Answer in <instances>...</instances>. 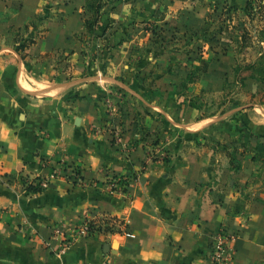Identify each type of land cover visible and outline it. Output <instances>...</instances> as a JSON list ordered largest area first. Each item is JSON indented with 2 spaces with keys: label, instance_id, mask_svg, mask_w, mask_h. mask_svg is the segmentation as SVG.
<instances>
[{
  "label": "crops",
  "instance_id": "crops-1",
  "mask_svg": "<svg viewBox=\"0 0 264 264\" xmlns=\"http://www.w3.org/2000/svg\"><path fill=\"white\" fill-rule=\"evenodd\" d=\"M104 1L96 36L86 0H0V264H205L221 224L230 264H264V105L205 111L235 62L200 40L212 0ZM16 37L34 39L23 57ZM107 217L134 236L56 253L53 226Z\"/></svg>",
  "mask_w": 264,
  "mask_h": 264
},
{
  "label": "rangeland",
  "instance_id": "rangeland-1",
  "mask_svg": "<svg viewBox=\"0 0 264 264\" xmlns=\"http://www.w3.org/2000/svg\"><path fill=\"white\" fill-rule=\"evenodd\" d=\"M211 2L214 6V13H211L214 18L209 21L210 24H213L209 25L212 30H210L209 36L200 39L201 42L210 38L231 43V50L235 59L234 65L236 61L248 62L253 60L262 45L259 39V30L264 25V0H212ZM104 26L105 24L102 27ZM227 49L224 48V50ZM252 82L254 84L250 87L255 92H243L240 86L234 84L233 73V81L228 82L226 80L224 82L223 90L221 93L212 95L211 104L205 108V111H215L240 95L243 103L262 101L264 98V83Z\"/></svg>",
  "mask_w": 264,
  "mask_h": 264
},
{
  "label": "built area",
  "instance_id": "built-area-1",
  "mask_svg": "<svg viewBox=\"0 0 264 264\" xmlns=\"http://www.w3.org/2000/svg\"><path fill=\"white\" fill-rule=\"evenodd\" d=\"M105 105L107 109L112 108V99L108 96L105 99ZM70 174L77 180L81 181L78 177L77 169L72 168ZM119 178L115 175L108 179V184L111 188L116 187ZM28 184L38 186L44 189L48 186V180L41 177H37L33 180H28L24 182V185ZM108 233H119L122 235L133 237V233L127 230L126 223L124 221L118 220L113 217H107L99 220H91L85 218L83 222L74 227L72 230V235L66 237L65 231L61 228L53 226L52 236L59 239L58 247L56 248V253H62L70 242L77 239L86 238L89 236H96L98 234H108ZM237 233L231 231L226 225L221 224L218 230L213 234L212 242L209 247V253L206 254L205 264H230L233 256L231 251V243L236 239ZM98 264H108L107 261L99 262Z\"/></svg>",
  "mask_w": 264,
  "mask_h": 264
},
{
  "label": "trees",
  "instance_id": "trees-1",
  "mask_svg": "<svg viewBox=\"0 0 264 264\" xmlns=\"http://www.w3.org/2000/svg\"><path fill=\"white\" fill-rule=\"evenodd\" d=\"M116 1L118 0H113V2ZM103 2V0H86L84 24L87 32L90 34L101 36L108 27L107 25L102 27V25L99 24ZM259 39L262 45L258 50L257 56L248 62L236 61L233 67L234 84H236V86L243 88L245 86V80L249 78L264 83V25L259 30ZM16 42L15 52L23 57L24 50L34 42V39L16 37ZM257 104L264 105V98ZM115 177L117 176L115 175ZM130 178L132 179L133 175ZM124 182L125 181L121 180L119 176L118 183L123 184ZM26 190L28 192H38L42 189L38 186L28 184Z\"/></svg>",
  "mask_w": 264,
  "mask_h": 264
}]
</instances>
